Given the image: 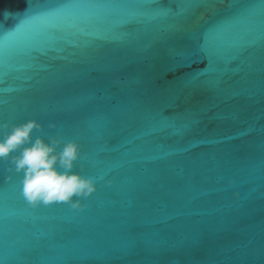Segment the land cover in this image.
Listing matches in <instances>:
<instances>
[{
  "label": "water",
  "instance_id": "obj_1",
  "mask_svg": "<svg viewBox=\"0 0 264 264\" xmlns=\"http://www.w3.org/2000/svg\"><path fill=\"white\" fill-rule=\"evenodd\" d=\"M29 121L94 191L32 207L0 159V264H264V0H0Z\"/></svg>",
  "mask_w": 264,
  "mask_h": 264
},
{
  "label": "clouds",
  "instance_id": "obj_2",
  "mask_svg": "<svg viewBox=\"0 0 264 264\" xmlns=\"http://www.w3.org/2000/svg\"><path fill=\"white\" fill-rule=\"evenodd\" d=\"M38 127L35 121L15 125L0 139V159L11 156L16 171L23 173L22 191L28 204L71 202L74 196L93 192V181L72 171L79 146L69 142L58 151L59 140H33L31 134Z\"/></svg>",
  "mask_w": 264,
  "mask_h": 264
}]
</instances>
